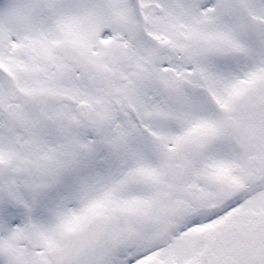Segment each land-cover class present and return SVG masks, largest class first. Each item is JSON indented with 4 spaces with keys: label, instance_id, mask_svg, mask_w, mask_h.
<instances>
[{
    "label": "snow or ice",
    "instance_id": "1",
    "mask_svg": "<svg viewBox=\"0 0 264 264\" xmlns=\"http://www.w3.org/2000/svg\"><path fill=\"white\" fill-rule=\"evenodd\" d=\"M0 264H264V0H0Z\"/></svg>",
    "mask_w": 264,
    "mask_h": 264
}]
</instances>
